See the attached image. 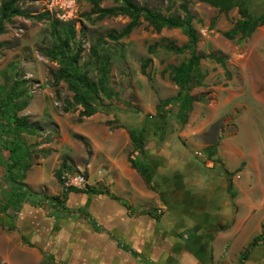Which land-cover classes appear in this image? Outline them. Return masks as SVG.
Instances as JSON below:
<instances>
[{"label": "crops", "instance_id": "crops-1", "mask_svg": "<svg viewBox=\"0 0 264 264\" xmlns=\"http://www.w3.org/2000/svg\"><path fill=\"white\" fill-rule=\"evenodd\" d=\"M255 52L246 49L244 57ZM263 74L252 78L264 81ZM232 109L196 123L188 113L183 126L174 123L179 109L152 112L134 128L143 131L141 150L120 128L99 127L97 135L96 127L78 129L95 147L86 166L60 171L45 159L24 161V178L14 182L0 139V192L17 197L3 205L14 214L34 264H264V239L251 246L264 219L250 225L264 207V150L259 163L254 152L235 147L239 128ZM220 119L223 127L209 126ZM249 168L253 186L242 178ZM65 172L81 173L89 185L63 191L58 175Z\"/></svg>", "mask_w": 264, "mask_h": 264}, {"label": "rangeland", "instance_id": "rangeland-1", "mask_svg": "<svg viewBox=\"0 0 264 264\" xmlns=\"http://www.w3.org/2000/svg\"><path fill=\"white\" fill-rule=\"evenodd\" d=\"M4 1L0 0V5ZM132 2L161 16L180 19L185 18L181 6L187 7L192 17V26L198 34L197 54L213 57L200 61L199 69L203 79L200 80L199 75L197 79L202 84L190 90V96L197 103L192 104L187 115L193 112V121L196 123L207 114L217 118L233 108L231 116L234 119L238 117L239 128V134L233 140L235 147L244 154L254 152L256 161L261 163L264 150V93L260 92L264 81L263 76L254 80L252 77L262 75L264 71V25L256 28L248 38L228 40L223 33L233 28L239 19L237 8L221 13L200 0ZM17 5L27 17L12 18L4 25L5 32L0 35V101L12 94L14 81L23 82L18 88L22 96L13 100V108L0 104L8 112L0 125V139L6 143L4 150L10 158L20 156L23 162L45 159L48 164L57 163L60 171L65 168L74 171L78 164L87 165L92 154L90 148H95L78 129L96 127L94 130H97V135L99 127L111 130L120 128L129 134L130 130L136 128L141 117L151 116L152 112L159 110H178L174 102L163 105V101L171 100L178 91L171 80L170 67L177 66L189 55L187 51L184 55H177L160 46L185 45L187 38L181 30H155L141 20L140 25L127 37L112 42L107 35L121 31L128 23V18L114 15L97 20L87 0H20ZM100 7L111 8L116 5L105 0L100 3ZM245 7L252 15L264 14V0H246ZM43 13L48 16L44 19L36 18ZM53 19L73 24L77 39L83 43L82 61L87 60L89 47L99 38L110 48L109 84L113 96L110 99L101 98L100 111L89 118L79 117L82 110L79 106L68 112L63 111L65 101H72L73 94L63 81L54 79L53 73L57 71L58 64L46 56V51L53 44L49 26ZM81 31L83 34L79 33ZM149 47H154L153 53L148 51ZM246 49L256 51L255 57H244ZM148 59L151 61L146 73H143L142 65ZM95 74L94 71L90 74L93 81L96 80ZM227 99L229 102L224 103ZM241 104L245 106L243 113ZM13 117L27 120L30 128L26 133L23 131L15 137L6 130ZM169 118L167 124L172 122V118ZM186 121L188 117L184 120L178 117V113L177 118H174V123L180 126ZM223 125L221 119L209 124L217 130ZM98 144L101 145V141ZM95 150L97 152L98 148ZM200 153L196 151L195 155L199 156ZM261 169L262 166L260 179L263 178ZM251 171L252 168H249L242 178L245 184L251 183L253 186L257 182ZM100 172L97 170L96 175ZM254 191L255 199L259 200L262 191L258 187ZM7 197L6 191L0 192V264H34V256L27 241L20 235L14 214L9 215L1 210L7 199L17 198ZM262 219L264 207L254 211L250 225L254 226Z\"/></svg>", "mask_w": 264, "mask_h": 264}, {"label": "trees", "instance_id": "trees-1", "mask_svg": "<svg viewBox=\"0 0 264 264\" xmlns=\"http://www.w3.org/2000/svg\"><path fill=\"white\" fill-rule=\"evenodd\" d=\"M20 0H6L0 5V35L5 32L4 25L14 17H27V15L17 5ZM91 5V13L96 14L97 20L104 19L109 16L122 15L128 18V23L119 32H112L107 35V38L112 42H118L127 37L135 28H137L141 20L147 22L153 29L161 30L162 28H176L181 30L187 38V43L180 47L172 45H162V49L172 52L177 55H184L188 52L189 57L182 61L177 66H171V80L178 88L177 94L171 100H164L163 105L174 102L178 105V117L187 118V112L192 109L194 103L193 97L190 96L191 88L198 87L202 84L200 80L203 76L200 74V61L212 56L199 55L196 52L198 42V34L192 26V17L187 11V7L182 5V10L185 14L184 19L178 17H164L158 13L139 6L132 0H108L116 7L101 8L100 3L105 0H87ZM208 5L218 9L221 13H227L234 8H237L239 19L236 21L233 28L223 33V36L228 40H233L236 37L240 39L248 38L256 30V28L264 25V14L257 16L252 15L245 7L246 0H200ZM48 16L47 13L38 15L37 19H44ZM50 34L53 40L52 46L46 51V56L51 60L56 61L58 69L53 73V77L57 81H63L68 90L73 94L72 101H65L63 107L64 112L70 111L73 107L79 106L82 110L79 112L80 118H89L98 113L101 107V98L110 99L113 92L110 89V62L111 51L106 47V43L102 38L97 39L96 43L89 47L88 57L86 61H82L84 49L81 40L77 39V31L70 22H61L57 19L50 20ZM83 34V31L79 32ZM148 51L153 53L154 47H149ZM150 59L145 60L142 65V72L146 73L147 65ZM96 74V80L93 81L90 77L91 72ZM200 76V80L197 76ZM22 81H14L11 87L12 94L7 95L4 100L0 101L3 107L13 108V100L22 96L21 90H18ZM0 106V125L6 118L8 112ZM30 128L29 123L25 119L13 117L11 125L6 130L12 135L17 136L21 132H25ZM130 140L134 149H142L143 146V131H129ZM18 148V146H16ZM211 150V149H210ZM15 152V150H14ZM11 156L10 165L7 168L8 179L10 181L21 180L24 178V173L28 169L29 164H24L22 157ZM131 161V160H130ZM14 168H18V174L13 172ZM20 169V170H19ZM58 179L60 176L58 175ZM59 200L58 198H53ZM17 201V200H16ZM18 202V201H17ZM8 206L1 208L2 212L6 211ZM264 239V225L262 233L256 237L251 246H254L257 241ZM247 253V251H246ZM245 253V255H246Z\"/></svg>", "mask_w": 264, "mask_h": 264}, {"label": "built area", "instance_id": "built-area-1", "mask_svg": "<svg viewBox=\"0 0 264 264\" xmlns=\"http://www.w3.org/2000/svg\"><path fill=\"white\" fill-rule=\"evenodd\" d=\"M61 187L63 191L70 190L81 191L84 190L88 184L85 177L81 173L65 172L60 177Z\"/></svg>", "mask_w": 264, "mask_h": 264}]
</instances>
